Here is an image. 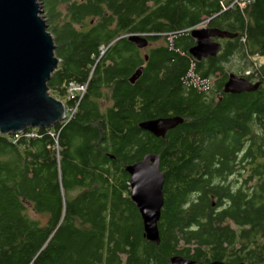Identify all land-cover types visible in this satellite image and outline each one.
<instances>
[{"label": "trees", "instance_id": "obj_1", "mask_svg": "<svg viewBox=\"0 0 264 264\" xmlns=\"http://www.w3.org/2000/svg\"><path fill=\"white\" fill-rule=\"evenodd\" d=\"M41 3L59 59L47 87L67 116L0 134V264H170L174 256L264 264V64L237 73L256 91H223L233 57L243 66L264 58V0ZM201 24L235 37L196 60L190 29ZM133 34L165 42L143 53L128 42ZM71 83L85 92L68 96ZM168 117L183 122L164 137L139 128ZM146 154L159 157L164 175L158 245L144 237L125 170ZM240 170L248 172L233 189ZM28 205L45 224L28 217Z\"/></svg>", "mask_w": 264, "mask_h": 264}, {"label": "water", "instance_id": "obj_2", "mask_svg": "<svg viewBox=\"0 0 264 264\" xmlns=\"http://www.w3.org/2000/svg\"><path fill=\"white\" fill-rule=\"evenodd\" d=\"M41 0H0V134H17L28 128H51L65 118L63 103L49 95L47 82L56 70L54 40L42 18ZM195 44L189 54L196 60L215 57L220 43L212 38L227 39L235 35L215 28L190 29ZM133 46L148 45L146 37L133 34L127 37ZM142 73L138 68L130 77L134 83ZM259 84H252L234 74L228 76L224 93L254 92ZM183 120L179 117L158 118L139 124V128L164 137ZM155 154H146L140 161L128 165L130 198L141 216L146 240L160 243L157 223L163 206L164 175ZM170 264H225L221 261L201 263L179 256ZM236 264H245L243 262Z\"/></svg>", "mask_w": 264, "mask_h": 264}, {"label": "rangeland", "instance_id": "obj_3", "mask_svg": "<svg viewBox=\"0 0 264 264\" xmlns=\"http://www.w3.org/2000/svg\"><path fill=\"white\" fill-rule=\"evenodd\" d=\"M57 10H58V12L60 13V14H62V13H64L65 11H66V6L65 5H58L57 7ZM40 9L42 10V14H43V7H42V3L40 4ZM46 10L48 11L49 10V7L47 6V8H46ZM46 22V21H45ZM46 24H47V29H48V26H49V24L46 22ZM199 27H205V25L204 24H201L200 26H198V27H196V28H199ZM165 42V39L163 38V39H158V40H155V41H153V42H149V45H147L146 47H143L142 48V52L143 53H146V52H148V50H150L151 48H153V47H157V46H160V45H163V43ZM217 43H219V42H217ZM221 48V47H220ZM146 55V54H145ZM250 64L249 63H246V64H244V66H243V64H242V62H241V60H238V58H236V57H233L232 58V60H231V62L230 63H228V64H226L225 65V69H227L228 71H227V73H228V75H230V74H234V75H236V76H238L237 75V73L240 75V76H242V74L243 75H248L249 73H250V69H252V67L254 68V67H258V65H261V64H264V58L263 57H258V56H254V57H252L250 60ZM246 66H248V68H250V69H248V68H246L245 70H244V67H246ZM244 73H243V72ZM241 72V73H240ZM133 75V74H132ZM131 75V76H132ZM130 76V77H131ZM240 76H238V77H240ZM130 77H129V79H130ZM212 82V81H211ZM49 92V91H48ZM49 95L51 96V97H53V98H55L56 97V95H54L53 93H49ZM80 95H82V94H80ZM108 95V94H107ZM107 95H105V97L103 98V100L101 101V107L102 108H105L106 106H109L110 105V101L108 100V98L106 99V96ZM55 99H57V98H55ZM57 100H59V101H61L60 99H57ZM62 102V101H61ZM62 103H64V102H62ZM64 105V104H63ZM65 107V106H64ZM67 115H66V109H65V117H66ZM79 191H73V192H71V194H70V196H74V195H76L77 193H78ZM27 215H28V217H30L31 219H35V220H38L41 224H45V222H46V216H44V215H42V214H37L36 212H34L33 210H32V207L31 206H27Z\"/></svg>", "mask_w": 264, "mask_h": 264}, {"label": "built area", "instance_id": "obj_4", "mask_svg": "<svg viewBox=\"0 0 264 264\" xmlns=\"http://www.w3.org/2000/svg\"><path fill=\"white\" fill-rule=\"evenodd\" d=\"M231 5H238L239 7H244L247 4L252 3L254 0H231ZM85 92V86L69 84L68 86V96L74 97L76 94H83Z\"/></svg>", "mask_w": 264, "mask_h": 264}, {"label": "flooded vegetation", "instance_id": "obj_5", "mask_svg": "<svg viewBox=\"0 0 264 264\" xmlns=\"http://www.w3.org/2000/svg\"><path fill=\"white\" fill-rule=\"evenodd\" d=\"M222 40L223 39H218V38H212V41L213 42H219L220 43V46L222 45ZM148 45H149V41H148ZM137 49H139V50H142V49H140V48H138V47H136ZM145 59H147L146 57H145ZM158 119V118H157ZM233 172H235L234 174H233V177H234V179H233V177H230L229 179L230 180H232L231 181V183L233 184V185H231V186H233V189H236V188H241L242 187V181H243V179H241L240 177L242 176V173L244 172V175H245V173H247L248 172V170H240V171H237V173H236V171H233ZM240 178V179H238L237 180V178ZM262 181H261V184H263V173H262ZM247 187H249V185L247 186Z\"/></svg>", "mask_w": 264, "mask_h": 264}]
</instances>
